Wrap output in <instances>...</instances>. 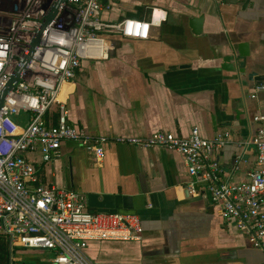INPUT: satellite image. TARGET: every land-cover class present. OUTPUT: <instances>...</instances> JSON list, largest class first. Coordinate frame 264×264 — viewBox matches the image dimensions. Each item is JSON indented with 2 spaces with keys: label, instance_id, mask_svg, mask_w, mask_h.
<instances>
[{
  "label": "crops",
  "instance_id": "0c3cea01",
  "mask_svg": "<svg viewBox=\"0 0 264 264\" xmlns=\"http://www.w3.org/2000/svg\"><path fill=\"white\" fill-rule=\"evenodd\" d=\"M155 12L161 18L148 38L113 33L108 59L83 61L60 91L51 111L55 121L63 105L73 125L110 138L160 130L186 137L194 126L206 138L228 132L229 143L216 154L223 178L247 179L257 150L244 142L264 126L255 120L264 114V89H256L264 82L221 65L246 41L249 71L264 74V0H114L102 17L151 21ZM201 15L198 34L191 21ZM61 152L53 162H44L40 150L28 154L43 182L113 194V211L136 213L142 221V240L90 242L87 253L95 264H264V251L222 216L207 189L190 190L193 177L180 152L114 140L102 159L73 141ZM124 196L131 197L132 209L123 206ZM43 254L17 255L25 264H53Z\"/></svg>",
  "mask_w": 264,
  "mask_h": 264
},
{
  "label": "built area",
  "instance_id": "2783aa9c",
  "mask_svg": "<svg viewBox=\"0 0 264 264\" xmlns=\"http://www.w3.org/2000/svg\"><path fill=\"white\" fill-rule=\"evenodd\" d=\"M53 3V0H51ZM51 3L6 0L0 12V92L33 43ZM114 0H67L45 29L26 72L0 109V236L9 244L8 264H25L18 253L41 250L53 264H95L87 254L92 241L142 240L140 216L132 212L92 211L85 192L43 182L29 153L41 151L44 162L61 157L66 141L78 143L102 159L112 140L180 152L193 180L190 190L205 187L222 216L250 235L264 251V126L244 142L257 150L256 168L242 181L223 178L216 154L230 141L228 132L206 138L194 126L188 136L156 131L148 136L93 135L69 121L61 105L54 124L47 114L59 102L63 85L76 78L83 61L110 57L112 34L146 39L151 21L103 19ZM264 89V85L256 86ZM256 97V93H253ZM264 121V114L255 117Z\"/></svg>",
  "mask_w": 264,
  "mask_h": 264
},
{
  "label": "water",
  "instance_id": "95a60500",
  "mask_svg": "<svg viewBox=\"0 0 264 264\" xmlns=\"http://www.w3.org/2000/svg\"><path fill=\"white\" fill-rule=\"evenodd\" d=\"M67 0H53V3L49 7L46 15L44 16L41 26L37 30L33 43L30 45L27 53L22 57L18 68L15 70L13 75L10 77L7 85L0 92V109L4 104L6 96L15 89L19 81L22 79L24 73L26 72L28 63L35 52L36 48L39 46L40 40L45 29L56 17L59 8ZM204 16L193 17L191 24L194 27L196 33L202 32ZM251 55L250 43L240 42L237 44L236 48L232 49V53L227 54L223 57L222 68L225 70L241 73L247 75L249 81H256L258 83L264 82V74H260L255 70L249 71L248 69V58ZM88 204L92 211L97 212H110L115 210L117 207L116 196L113 194H100V193H88ZM123 206L127 209H132V199L129 196L123 197Z\"/></svg>",
  "mask_w": 264,
  "mask_h": 264
},
{
  "label": "trees",
  "instance_id": "16d2710c",
  "mask_svg": "<svg viewBox=\"0 0 264 264\" xmlns=\"http://www.w3.org/2000/svg\"><path fill=\"white\" fill-rule=\"evenodd\" d=\"M51 111L47 114L46 119L49 121L50 124H54L56 122V113ZM9 256V244L2 236H0V264H8Z\"/></svg>",
  "mask_w": 264,
  "mask_h": 264
},
{
  "label": "rangeland",
  "instance_id": "374dc122",
  "mask_svg": "<svg viewBox=\"0 0 264 264\" xmlns=\"http://www.w3.org/2000/svg\"><path fill=\"white\" fill-rule=\"evenodd\" d=\"M6 2V0H0V6H1V4H3V2ZM42 2H44L45 4H50L51 3V0H42ZM52 4V3H51ZM1 12H0V19H1ZM115 50L116 49H113V52L112 53H114L115 52ZM92 244V243H91ZM91 244H89V245H91ZM89 248H90V246H88ZM89 248H87V252L89 251ZM44 252V254L43 255H41V257L47 262V259L49 258H51V256H52V254L51 253H49V252H45V251H43ZM88 254V253H87ZM48 256L47 258H46V256Z\"/></svg>",
  "mask_w": 264,
  "mask_h": 264
}]
</instances>
